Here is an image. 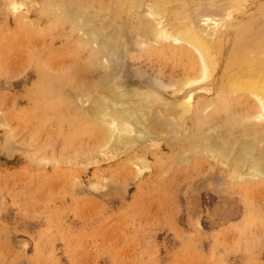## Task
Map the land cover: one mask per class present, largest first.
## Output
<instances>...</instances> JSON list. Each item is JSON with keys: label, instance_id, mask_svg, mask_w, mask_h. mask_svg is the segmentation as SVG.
Listing matches in <instances>:
<instances>
[{"label": "rangeland", "instance_id": "rangeland-1", "mask_svg": "<svg viewBox=\"0 0 264 264\" xmlns=\"http://www.w3.org/2000/svg\"><path fill=\"white\" fill-rule=\"evenodd\" d=\"M154 1L79 0V4H77L78 0L76 2L75 0H0V264H264V178L255 182L235 183V181L232 182L229 180L230 178L225 177L227 169L220 164L221 162L216 163L217 161L212 158L213 163L211 162L209 153L192 154L188 161H181L182 157L180 156L182 155H179L185 152L184 150L189 151L193 146L199 135L200 122L205 126L207 125L206 127L210 130H207L208 132L213 133L216 129L218 130L215 131L217 133L221 131L220 128H222L224 121L223 127H226L227 123L234 121V119H241V117L244 119L245 116V119H242L243 123L241 121L240 128L248 129L254 121L252 122L246 117H251V115L258 117L260 114H264V110L257 106V98L250 94L247 89L245 92V88L244 92L243 88L240 90L241 92L236 89L234 92L233 87V92L230 89V93H227L229 97L226 96L225 104H221L222 106L218 108L214 106L217 96L231 84V82L228 83L233 77L235 79L237 77L236 82H238L237 80L243 73L245 75L247 72L248 75L256 68L253 67L254 63L252 62L255 64L258 62L261 65L264 63L262 62V58H264V44L262 42L264 39L259 41L255 40L256 38L253 39L254 36L251 38L255 26L260 32L264 30L262 28L264 26V0H240L241 3L239 0H230L232 3L235 2V5L230 3L232 9L229 1L226 0L230 9L228 6L226 7L229 10L225 7L226 1H222L221 6L219 5L220 2L216 1L219 2L218 7L221 8L224 5L228 16H224L227 15L226 12L222 9L224 11L222 13L220 9L219 12L225 19L219 16L221 15L219 12L214 15L217 21L213 16L211 18L214 19L213 22L216 26L222 29L223 26L228 25L229 29L228 27L222 29L225 30V40L220 43V48H218V42L212 43L216 45L212 47L214 51L216 48L219 49H216V53L213 52V56L217 54L218 57L214 56L216 65L212 64L216 67L209 66L214 73L211 72V68L208 69L207 72L212 74L208 73L209 75L206 74V77L200 74L201 78L204 76L207 79H205L206 81H202L203 83L199 85L183 87L182 90L184 91H181L183 94L181 92L179 94L183 99L187 95L192 97V101L189 102L192 108L190 113L185 116L184 119L186 120L183 119L184 125L181 123L179 126L183 132L177 129L179 135H175L176 138L173 136L176 132L170 134L173 137L171 139L174 140L172 144L167 143L171 140L168 139L170 137L164 135L167 140L165 137L159 139L156 136L160 141L155 137L148 141L151 142L150 145L148 142L146 143L148 145L137 143L132 149H125L119 145L113 147L112 145L108 148H113L105 150V153L99 151L105 142L103 138L109 134V126L107 123L105 126L106 120L100 118L101 115L98 117L90 111L98 107V102L103 96L108 95L110 97V88L114 86V83L109 81V84L112 83L113 86L108 85V79L105 80V77H109L111 81H114V77L116 79V75L120 77L123 72L120 73L121 63L123 67L126 64L125 67L128 70L123 69L124 72L127 71L126 75L124 73V77H134L135 83H133L134 79L131 80L130 78L129 80L127 78L129 82L131 81L128 83L125 78L126 81H119L120 83L123 82V85L120 86L119 83L118 87H122L123 90L129 84V88H127L130 93L134 92L135 86L134 89L142 87L141 83L145 84L143 87L148 86L149 89H156L161 92L162 89H157L159 85L155 86L158 80H162L161 82L158 81V84L165 82L164 85L169 86L179 83L181 86L180 80L187 79L189 74L191 78L192 72L194 73L199 69L197 67L193 70L194 66L199 65L197 64L199 62L196 63L199 59L196 51L190 50L191 54L182 56L175 52L163 54L161 52L163 43H156L153 38L151 39L158 45V49H154L155 43L153 49L150 48L153 43L150 42L151 39L148 41L136 37L140 35V32H137L140 26L138 23L137 25L134 24L136 19L133 18H136L137 15L144 17L148 11L152 13V9L157 4V8L162 6L159 3L165 4L166 2L169 7L172 6L173 10L180 11V9H184L183 6H185V10H190L188 8H193L194 5L196 9H193L197 10L196 6L202 2H211L212 0H199V2L202 1L199 4H196L198 3L197 0H185L186 2L174 0L178 4L172 2L173 0ZM182 1L184 3H181L180 6L179 2ZM236 1H238L237 4ZM205 2V5L201 4L202 6L200 5L198 9L209 6L210 3ZM212 3L215 2L212 1ZM57 4L58 6H56ZM176 4L181 8L179 9L177 6L174 8L173 6ZM188 4L189 7H187ZM63 5L67 8H63ZM125 5L126 7L129 6L126 8ZM109 6H113L112 9ZM131 6L132 10L130 9ZM61 7L64 9L63 12ZM156 7L153 13L156 14L157 12V15L153 14L152 17L148 15L149 19L146 17L145 19L151 21L150 18H152L155 19L153 20L155 22L157 19L158 21L164 20L167 21V24L169 22L168 16L165 14L162 16V13L158 16L161 11L160 9L156 10ZM53 8H56L55 13ZM59 8L62 13H59ZM144 8L148 9L146 14H144ZM234 8L236 9L234 10ZM66 11L67 14L65 15ZM88 12H91L88 17L96 19V23H99L97 20L102 22V17L105 16L106 18L107 13H111L108 17L110 21L107 20L106 24L109 22L111 24L112 21L114 29L116 27L114 32L112 31L114 33L113 38L115 37L113 43L117 42V39L121 38L119 35L122 36V31L127 29L123 31V39L120 44L116 43V46L120 45L118 46L119 49L121 46L123 47L121 50L124 49V43L126 42L128 45L127 40L132 39L131 42H134L130 45L135 47L138 45L142 51L144 49L145 51L140 52L137 47L139 51L134 52L137 48L126 45L125 47L134 49V51L125 49V58L128 59L123 58V62L121 60L118 67L117 63L120 62V58L124 57L122 51L125 50L119 51L122 56H119L118 53L119 60L116 59L117 56L111 58L106 54V58L115 61L111 63L112 61L109 60L111 61L108 64L110 69L106 68L108 58H105V54L101 55L97 45L94 47L95 43L91 38L86 37L85 24L80 23L82 25L78 26L80 24L75 18ZM123 12L125 13L123 14ZM228 12H232V14ZM104 13L106 14L104 15ZM210 13L207 14L210 15ZM97 14H103L101 15L102 20ZM229 14L230 16L233 15L231 16L233 20ZM67 15H70L69 21L66 20ZM124 15L127 18L122 17ZM61 17L62 19H60ZM226 17L230 19L226 20ZM245 18L247 19L245 20ZM257 18L259 21L263 20V26L259 22H257L258 24L254 23L258 21ZM145 19L144 21H146ZM129 20H134L132 22L134 25ZM250 20L253 23H250ZM222 22L225 25L221 27ZM240 22L241 24H239ZM114 23L119 24L115 25ZM110 24L107 25L110 27L109 30H112V24ZM239 25L242 26L239 28ZM117 26H120L122 31ZM129 29L133 30L131 32L133 38L129 34ZM116 31H120V33L117 34ZM127 31L126 38L128 37V39L126 40L124 38ZM141 31L143 32L144 29ZM261 35H263L262 32ZM251 39L252 42L255 41L253 44H250L251 41L248 42ZM123 40L126 41L123 43ZM146 43L151 44V46H146ZM140 44L144 49L140 47ZM248 49L250 50L249 53L246 52L249 51ZM258 50L261 51V55L263 54L262 57L258 55L260 54ZM242 51L244 52L242 53ZM155 52L157 53L155 54ZM240 53H245V56L242 55L244 56L243 59ZM246 53L248 54L246 55ZM196 54L197 56H195ZM234 55L235 57H233ZM101 56H104L102 61ZM132 57L136 59L132 60ZM138 57L143 59L140 61L141 64L138 62L140 60ZM153 57L157 58L154 59ZM137 59L139 60L135 62ZM219 59L221 61H218ZM159 60L165 65L163 64V66ZM247 61L249 63H246ZM101 62H104L103 65ZM155 62H159L157 63L158 66ZM115 63L116 66H114ZM147 63L149 65H146ZM250 63H252L249 65L253 68H251L252 71L251 69V72L244 71V66L245 68L247 66L249 70L248 64ZM258 63L256 64L257 67L259 66ZM112 65L116 68L114 69ZM150 65L152 69H149L151 68ZM136 67H141V69ZM169 67L173 74H181L174 75L175 79H173L172 74L168 76L171 70L168 71L169 74L164 71ZM178 67L179 71L174 72L178 70ZM223 67L224 70H221ZM100 68L101 71H99ZM263 68L261 69L262 73L258 70L259 68H256L257 72H255L256 69L254 70L255 73H261L258 74L260 81L264 79ZM113 69V73L116 75L112 73L111 70ZM102 70L104 74L112 73L111 76L107 74L108 76H102L104 77L102 78L100 76L104 75L101 74ZM156 70L159 71L156 72L157 75L155 74ZM238 70L243 71V73L240 71L239 77L235 76L240 74ZM39 71L42 74L45 72L48 74L45 77L48 82L44 81L43 76L38 80L37 72ZM132 71H134V75L137 73L141 75L138 74L139 81L150 74L151 77L155 74L156 76L153 77L156 80L159 79L149 83L150 78L148 77L149 81L147 78V80L145 79L147 83L139 82L140 84L137 86L136 81L138 80L135 76L138 75L131 76ZM234 72L236 73L233 74ZM129 74L130 76H128ZM142 74L147 76L142 78ZM198 75L193 77L198 78ZM250 75L253 77L252 73ZM231 76L233 77L231 78ZM99 77L105 81L101 83ZM118 77L116 84L120 78L121 80L124 78L123 76ZM176 77L179 78L177 81ZM248 77L250 78L249 75ZM230 78L231 80H229ZM256 79L255 84H259L260 82ZM174 81L176 82L174 83ZM261 82L264 83V81ZM96 83H99L98 86H95ZM105 83L108 86L104 87ZM260 85L258 86L262 89L263 84L260 83ZM130 86H134L132 91ZM84 89L86 90L84 91ZM143 89L145 88L140 90ZM260 89L257 92H260ZM209 90L212 91L209 92ZM248 93L253 97L249 96ZM262 93H264V88L259 94L262 96ZM163 94H165L164 88ZM90 96L95 100L89 99ZM242 96L243 99L240 100ZM74 97L76 98L74 99ZM84 97L85 100H83ZM249 99L252 102H249ZM248 102L250 105L255 104L249 107ZM90 104L94 107L89 111L88 109H91ZM88 112L93 115V118L97 116L96 119L94 120L90 115H87L90 114ZM219 113L222 117L225 116L224 121L221 120ZM214 114L216 116H213ZM211 116L214 118L207 120ZM247 119L250 121L249 123ZM102 123L104 125L101 126ZM210 123L214 128L209 125ZM184 128L186 129L185 132ZM100 131L105 132V134ZM220 133H217L216 137ZM249 135L252 137L253 133L245 134V136ZM153 140H157L159 143ZM178 142L180 143L178 144ZM115 152L116 154H114ZM132 156H136V159L131 158ZM141 157L149 160L150 167L138 161Z\"/></svg>", "mask_w": 264, "mask_h": 264}, {"label": "bare ground", "instance_id": "bare-ground-1", "mask_svg": "<svg viewBox=\"0 0 264 264\" xmlns=\"http://www.w3.org/2000/svg\"><path fill=\"white\" fill-rule=\"evenodd\" d=\"M29 1V0H28ZM77 0H75V2H76ZM154 1V0H153ZM160 1H162V0H160ZM160 1H158V2H160ZM179 1H181V0H179ZM185 1V0H184ZM187 1V0H186ZM185 1V2H186ZM193 1V0H192ZM198 1V3H196V4H199L200 2H202V1H200L199 2V0H197ZM204 1V0H203ZM207 1V0H206ZM211 1V0H210ZM212 1L213 2H215V3H212ZM211 2H208V3H210L209 4V6L207 5V6H204V7H202V8H200V9H198V7H200V5L201 4H204V2H202L199 6H196L197 7V10H194V9H196V8H194L195 7V5H194V9L193 8H188V9H190V10H185V6H183L184 7V9L183 10H181L180 8L181 7H178L177 6V4H178V2L177 1H172V2H177V4L176 5H174L173 7L175 8V6H177L179 9H180V11H176V10H173L171 7V5H170V7H169V4H166V2H165V4H162V3H159V4H161L162 6L160 7V8H157L156 6H158V4L155 6L157 9L156 10H158V9H160V11H158V12H160L159 14H158V16L161 14L162 16H163V14H165V15H167L168 16V19H169V22L166 24V22L167 21H158V19L156 20L157 22H155V21H153V20H155V19H152V18H150L151 19V21L149 20H146L147 18L149 19V17H152L153 16V14H155V12L153 13V10H154V8L152 9V13L150 12V11H148V9L146 10L145 8V12H144V14H146V11H148L149 12V14H148V12H147V14H146V16H144L143 17V15H137V17L136 18H133V19H136V21H134V24H136L137 25V23L139 24V26L141 27H139V31H137V28L135 29L138 33L140 32V35L139 36H136V37H141L142 39L141 40H143V39H147L148 41L151 39V38H153L155 41H156V43H163V46H162V48H161V52H163V54H166V53H171V52H175L176 54H179V55H185V54H188V53H190V50H192V51H196V53L199 55L198 57H199V59H198V61H196V63L197 62H199V63H197V64H199V65H197L196 63V65L197 66H194L195 68H193V70L194 69H197V67L199 68L197 71H195L194 73L192 72V77L191 78H193V79H191L190 78V74H189V76L187 77V79L185 78V79H182V80H180V85L181 86H179V83H176V84H170L169 86L168 85H164V81H166V80H164L162 83L163 84H158V81L159 82H161L160 80H156L153 76L156 74H158V73H156V72H159V71H155V74L151 77L150 75L148 76L149 78H150V81H149V78L148 77H146V76H144L143 74V76H142V78L143 77H146L145 79L147 80V81H149V83L150 82H152V81H157L156 82V85H155V82H153L154 83V85L155 86H158V88L157 89H159V90H161V92H158L156 89H149L148 88V86H146L147 87V89H146V87H143L144 85L141 83H139V82H143L144 81V83H147V81L145 80V79H141L142 81H139V73H137V74H135V75H138V76H135L134 75V71H132L131 72V76H135L136 77V79L138 80V81H136L138 84H136L137 86H139V84L140 85H142V87H137V89H142V88H145V89H143L142 91L140 90H138V91H136L137 89H134L136 86L133 84V83H135L134 81H135V79H134V77L133 78H131V80L132 79H134L133 80V85L135 86H130V88H131V91H132V87H134L133 88V90H134V92L132 91L131 93H130V91H129V84L127 85V87H126V89H121V88H119L118 87V85H119V83L121 82V81H123L125 78H126V80H127V78L130 80V78L129 77H127V76H125L124 77V73H125V75H126V72L128 71L127 69H126V67H125V65L126 64H124V67H123V64L121 63V60H122V62H123V58H125L126 56H125V54L126 53H124V52H126V50L128 49H130V47H134L135 49L138 47V45H136V47L135 46H132V45H130V44H132L133 42H131L132 41V39H129V40H127L128 39V37L126 38V34L128 33V31L125 33V38L124 39H126L127 40V43H128V45H130V47L129 48H127L128 47V45L126 44V42L124 43V41H126V40H123V43H124V49H122V50H125V51H122L121 50V47H120V49H119V47L118 46H120L119 44H120V41L123 39V31H125V30H127V29H125V27H124V29L125 30H121L118 26V28L120 29V31H122V36H121V34L119 35L121 38H116L117 39V42L119 43L118 44V46H116V41L113 43V41H114V39H115V37L113 38V34L114 33H112V31L113 30H115L116 29V27H115V29H114V26H113V24H112V21H111V24H112V30L110 31L109 30V28L110 27H108V25L107 24H110V22L109 23H107L106 24V22H108V21H110L109 19H108V17H109V15L111 14H109V13H107L108 14V16H106V18H105V16H104V18L101 16V15H103V14H101V15H99V14H97V16L99 15L100 17V20H102L103 19V21L101 22V21H98L97 20V22H99V23H96V19H93V18H90V17H88L89 16V14H91V12L89 13H85V14H83V15H81V14H79V15H81V16H78V17H75L76 18V20L79 22V24L80 23H82V24H85V26H86V37L87 38H91L93 41H94V47H95V45H97L98 47H99V52L101 53V55H103V54H105V58H106V54H107V56H109V57H116L117 55H118V53H119V51L121 52L122 51V54H123V56L124 57H122L121 56V53H119V56H121L122 57V59L120 58V60H119V56H117L116 57V59L117 60H119L120 62H118L117 60H116V63H117V66L119 67V64H120V68H121V70H120V73H121V71H123L121 74L122 75H120V77H124V78H122V80H121V78L120 77H118L115 73H113L114 72V69L116 68V67H114V66H116V63H115V65L113 66L114 67V69L113 70H111L112 71V73L113 74H115L116 75V79H117V77L118 78H120V80H118L117 82V84H116V79H115V77L114 76H112V77H114L113 79H114V81H111L110 80V78L109 77H105V76H108V75H110L111 76V74H108V72H109V67H108V64H109V62H111V63H114L113 62V60L112 59H110V58H106L107 60L106 61H108V63H107V66H106V68H109V69H107L108 70V72L107 71H105V72H107L106 74H104L103 72V70H105L104 69V67L103 66H101V68L103 67V70H102V72H101V74H104V75H100L101 77L102 76H104L105 77V80H106V78L108 79V85H112L113 86V84L112 83H114V86L113 87H111L110 88V93H111V95H110V97L107 95V96H103V98L101 99V100H99V102H98V107H96L94 110H92V108L94 107H92V105L90 104L89 106H91V109H88L89 111L90 110H92V111H90V112H93V114L95 113L96 115H98V117L100 116V118L102 117L103 119H105L106 120V122H105V126H106V123L108 124V126H109V132H108V129L106 130L109 134H108V136H106V138H103V137H101V138H103V140L105 139V142H104V145L101 147V148H99L98 150L99 151H102V152H104L105 150L107 151V149L109 150V149H112L114 146H122V147H125V149H132L135 145H137V143H143V144H146L148 141H151V139H153V138H155L156 136L157 137H159V139H161L162 137H165V136H169L170 138H168V139H173V137H172V135L170 136V134H172V133H174V132H176V133H174V135L173 136H177V131H181L182 130V132H183V129H179V126L181 125V123H183V125H184V120H186V119H184L185 118V116H187L189 113H190V111H191V104H189V102H191L192 100V97H188L189 95H187V97L185 98V99H183L182 97H181V95L179 96V94H181L182 92L181 91H184V90H182L183 89V87H187V86H191V85H193V86H195V85H199L200 83H203L202 81H204L206 78V74L207 75H209L208 73H210V72H207V70L208 69H210L211 67H209L210 65H212V64H215L214 62H215V59H214V56H216V55H214L213 56V52H215L216 53V49H218V48H220V43H222V42H224V40H225V30H222L223 28H226V27H228V25L226 26V27H222V25H225L223 22H222V24H221V27H222V29L219 27V26H216L215 24H214V22H213V20H212V16H213V18H215L216 19V21H217V18H216V16H214V15H216V12H219V10L220 11H222V9H224V5L220 8V7H218L219 5L221 6V4H223V2L222 1H226V0H218L219 2H220V4H219V2L217 3L216 1L217 0H212ZM229 1V2H228ZM228 1H226L224 4H225V7L226 6H228V3H229V5L231 6V4L232 5H235V2H230V0H228ZM231 1H233V0H231ZM10 2V1H9ZM15 2V1H14ZM155 2V1H154ZM190 2V1H189ZM207 2H205V3H207ZM222 2V3H221ZM228 2V3H227ZM237 2L238 1H236V4H237ZM239 2L241 3V1L239 0ZM31 3V2H30ZM61 3V2H60ZM60 3H58L59 5H61ZM65 3H67V2H65ZM70 3H72V2H70ZM81 3V2H80ZM150 3V2H149ZM148 3V4H149ZM169 3V2H168ZM181 3H184L183 1L182 2H179V5L181 6ZM207 3V4H208ZM216 3H217V5H216ZM231 3V4H230ZM32 4V3H31ZM56 4V3H55ZM58 4L56 5V6H58ZM63 4V3H62ZM77 4H79V0H78V3ZM83 4V3H82ZM154 4V3H153ZM153 4H151L152 6H153ZM170 4H171V1H170ZM175 4V3H174ZM192 4V3H191ZM219 4V5H218ZM239 4V3H238ZM264 4V3H263ZM68 5H70V4H68ZM81 5V4H80ZM79 5V6H80ZM185 5V4H184ZM205 5V4H204ZM262 5V4H261ZM36 6V5H35ZM53 6V5H52ZM64 6V5H63ZM86 6V5H85ZM88 6V5H87ZM129 6V5H128ZM127 6V7H128ZM132 6H134L133 4H132ZM132 6H131V10H132ZM140 6V5H139ZM150 6V5H149ZM202 6V5H201ZM109 7H111V6H109ZM113 7V6H112ZM112 7L110 8V9H112ZM125 7H126V5H125ZM126 7V8H127ZM137 7V6H136ZM145 7H147V6H145ZM187 7H189V4H188V6ZM229 7V6H228ZM228 7H226V9L227 10H229L230 9V7H229V9H228ZM236 7V6H235ZM262 7V6H261ZM10 8V7H9ZM8 8V9H9ZM63 8H67L66 6H64ZM62 7H61V10H62V12H63V9ZM82 8V7H81ZM96 8V7H95ZM124 8V7H123ZM143 8V7H142ZM148 8V7H147ZM219 8V9H218ZM264 8V7H263ZM262 8V9H263ZM11 9V8H10ZM31 9V8H30ZM54 9V8H53ZM52 9V10H53ZM58 9V8H57ZM71 9H73V8H71ZM84 9V8H83ZM100 9H102V8H100ZM110 9H109V12H110ZM143 9V10H144ZM192 9V10H191ZM226 9H224V11L226 10ZM231 9H232V6H231ZM236 8H234V10H235ZM238 9V8H237ZM261 9V10H262ZM52 10H50V11H52ZM55 10H56V8L54 9V13H55ZM68 10V9H67ZM75 10H78L77 8H75ZM75 10H74V12H75ZM136 10V9H135ZM172 10H173V14H172ZM15 11V10H14ZM49 11V12H50ZM69 12H70V10H68ZM81 11V10H80ZM80 11H79V13H80ZM124 11H126V10H124ZM174 11H176L175 13H174ZM224 11H222V13L224 12ZM233 11V10H232ZM27 12V11H26ZM61 11H60V8H59V13H60ZM61 12V13H62ZM65 12V11H64ZM74 12H72L73 13V15H74ZM76 12H78V11H76ZM83 12V11H82ZM81 12V13H82ZM85 12V11H84ZM94 12H96V11H94ZM132 12V11H131ZM136 12V11H135ZM210 12H213V13H210ZM226 12V11H225ZM2 13V12H1ZM57 13H58V11H57ZM71 13V14H72ZM98 13V12H97ZM125 12H123V14H124ZM134 13V12H133ZM133 13L131 14V18H132V15H133ZM140 13V12H139ZM207 13H210V15L209 14H207ZM228 13H230V12H228ZM233 13H235V12H233ZM256 13H258V12H256ZM261 13H263V11H261ZM5 14V13H4ZM64 14V13H63ZM67 14V11H66V13H65V15ZM88 14V15H87ZM106 13H104V15H105ZM136 14H138L137 12H136ZM135 14V15H136ZM143 14V13H142ZM213 14V15H212ZM219 14H221V12H219ZM218 14V15H219ZM225 14H227V12L225 13ZM230 14H232V12L230 13ZM230 14H229V17L230 18H232V20H233V17H231V16H233V15H231L230 16ZM264 14V13H263ZM62 15V14H61ZM60 15V16H61ZM76 15H77V13H76ZM85 15H87V16H85ZM129 15V14H128ZM148 15H149V17H148ZM155 15H157V12H156V14ZM154 15V16H155ZM63 16V15H62ZM157 16V17H158ZM162 16H160V17H162ZM166 16V17H167ZM219 16H222V14L221 15H219ZM224 16H228V14L227 15H224ZM224 16H222V17H224ZM243 16V15H242ZM68 17H70V15L68 16H66V20H68L69 21V18ZM71 17H72V15H71ZM101 17H102V19H101ZM122 17H126L125 15L124 16H122ZM134 17V16H133ZM145 17H146V19H145ZM157 17H154V18H157ZM159 17V18H160ZM228 17V19H230ZM262 17H263V15H262ZM74 18V17H73ZM78 18V19H77ZM127 18V17H126ZM126 18H124V19H126ZM146 20V21H144V19ZM164 18V17H163ZM163 18H160V19H163ZM219 18V17H218ZM221 18V17H220ZM60 19H62V17L60 18ZM64 19V18H63ZM71 19V18H70ZM104 19H106V20H104ZM122 19V18H121ZM159 19V20H160ZM165 19V18H164ZM224 19H225V17H224ZM227 19V17H226V20H228ZM236 19V18H235ZM247 18H245V20H246ZM253 19V18H252ZM258 19V18H257ZM256 19V20H257ZM260 19H262V18H260ZM72 21H73V19H71ZM108 20V21H107ZM113 20V19H112ZM220 20V19H219ZM223 20V19H222ZM231 20V21H232ZM254 20V19H253ZM130 21V20H129ZM132 20L130 21L131 23L133 22ZM148 21V22H147ZM153 21V22H152ZM223 21H225V20H223ZM248 21V20H247ZM247 21H245V22H247ZM261 21V20H260ZM259 21V19H258V21H255L254 23H256V24H258L257 22H259V24H261L262 25V21L260 22ZM74 22H75V20H74ZM114 22V21H113ZM124 22V21H123ZM136 22V23H135ZM219 22V21H218ZM221 22V21H220ZM233 22V21H232ZM242 22V21H241ZM241 22L239 23V24H241ZM250 23L252 22L253 23V21H249ZM71 23V22H70ZM217 23V22H216ZM226 23L227 24H229L230 23V20H229V23H228V21H226ZM29 24V23H28ZM72 24H73V22H72ZM82 24H80V25H78V26H81ZM110 24V25H111ZM115 25L117 24V23H114ZM119 24V23H118ZM117 24V25H118ZM126 24V23H125ZM124 24V25H125ZM133 24V23H132ZM131 24V25H132ZM133 24V25H134ZM238 24V23H237ZM255 24V25H256ZM65 25V24H64ZM107 25V26H106ZM131 25H130V28H131ZM133 25H132V27H133ZM218 25H219V23H218ZM251 25V24H250ZM264 25V24H263ZM262 25V26H263ZM34 26V25H33ZM72 26H74V25H72ZM240 26H242V25H239V28H240ZM248 26V25H247ZM261 26V27H262ZM108 27V28H107ZM136 27V26H135ZM236 27H237V25H236ZM256 27V26H255ZM254 27V29L256 30H254V33H253V35H251V38L254 36V38L253 39H255V40H263L264 39V37H261V36H264V30H262L261 29V27H260V29L262 30L261 32H262V34L263 35H261L260 36V34H261V32H260V30L259 29H257V28H255ZM257 27H258V25H257ZM80 28V27H79ZM247 28V27H246ZM245 28V29H246ZM259 28V27H258ZM263 29H264V26L262 27ZM119 29H117V30H119ZM132 29V28H131ZM141 29H144V31L142 32L141 31ZM228 29H229V27H228ZM78 31H79V29H78ZM78 31H76V32H78ZM120 31L118 32V31H116L117 32V34H119L120 33ZM133 30H130L129 29V34H130V36H131V32H132ZM136 31H135V33H136ZM243 31H244V27H243ZM75 32V33H76ZM114 32V31H113ZM115 32V33H116ZM230 32H233V31H230ZM134 33V32H133ZM79 34V33H78ZM117 34H115V36L116 37H118V35ZM129 34H128V36H129ZM230 34V33H229ZM228 34V35H229ZM232 34V33H231ZM245 34V33H244ZM243 34V35H244ZM255 34V35H254ZM247 35V34H246ZM248 35H249V33H248ZM130 36H129V38H130ZM245 36V35H244ZM250 36V35H249ZM248 36V37H249ZM230 37V36H229ZM238 37V36H237ZM261 37V38H260ZM131 38H133L132 36H131ZM240 38H241V36H240ZM120 39V40H119ZM136 39V38H135ZM227 39V38H226ZM236 39V38H235ZM238 39H239V37H238ZM249 39H250V37H249ZM91 40V41H92ZM137 40V39H136ZM141 40H140V43H141ZM90 41V42H91ZM137 41H139V40H137ZM148 41H146V42H148ZM153 42V40L151 39L150 40V42ZM155 41L152 43V46H151V44H149V43H146V46H148V45H150L149 47L150 48H152V47H154L155 46V48L154 49H158V45L155 43ZM233 41V40H232ZM238 41V40H237ZM237 41H236V43H237ZM252 42V39L251 40H249L248 42ZM254 41V40H253ZM131 42V43H130ZM214 42H218L219 44H218V48H216L215 49V51H214V48L212 49V47H214V46H216L215 44H212V43H214ZM239 43H240V41H238ZM242 42H243V40H242ZM250 42V44H253L254 42H252L251 43ZM145 43V42H144ZM156 44V45H154L153 46V44ZM256 43H257V41H256ZM259 43V42H258ZM263 44H264V42H262ZM248 44V45H247ZM246 45L247 46H249V43H247ZM121 45H122V42H121ZM127 45V47H125ZM133 45H135V44H133ZM141 45V44H140ZM139 45V46H140ZM144 45V44H143ZM213 45V46H212ZM257 45V44H256ZM85 46V45H84ZM233 46V45H232ZM245 46V45H244ZM247 46H245V47H247ZM140 47H142V49H144L143 48V46L141 45ZM253 47H254V45H253ZM252 47V48H253ZM87 48V47H86ZM97 48V47H96ZM117 48V49H116ZM123 48V47H122ZM131 48V49H132ZM139 48V47H138ZM137 48V50H135L134 51V49H132L134 52H136V51H139V49ZM230 49H231V47H229ZM248 48V47H247ZM119 49V50H118ZM131 49H130V51H131ZM153 49V48H152ZM194 49V50H193ZM223 49H224V47H223ZM250 49V48H249ZM248 49V50H249ZM261 49V48H260ZM118 50V51H117ZM149 50V49H148ZM219 50V49H218ZM262 51H263V49H261ZM130 51H127L128 53L130 52ZM142 50L140 49V52H141ZM143 51H145V49L143 50ZM142 51V52H143ZM155 51V50H154ZM259 51V50H258ZM158 52V51H157ZM157 52H155V54L157 53ZM244 51H242V53H243ZM246 52H250V50L249 51H246ZM264 52V51H263ZM174 53V55H176ZM248 53H246V55L248 54ZM259 53L260 54H258V55H261V51H259ZM139 54V53H138ZM137 54V56H139ZM162 54V53H161ZM191 54V53H190ZM197 54L195 55V56H197ZM241 54V53H240ZM240 54L238 55L239 56V58H240ZM264 54V53H263ZM262 54V55H263ZM159 55V54H158ZM225 55V54H224ZM242 55H244L245 56V53L244 54H241V56ZM253 55V54H252ZM256 55V54H255ZM262 55H261V57H262ZM136 56V57H137ZM152 56V55H151ZM162 56V55H161ZM167 57H168V55H166ZM170 56H172V57H174L173 55H170ZM244 56H242V59L244 58ZM264 56V55H263ZM102 57H104V56H101V61H102ZM114 57V58H115ZM166 57V58H167ZM217 57V56H216ZM233 57H235V55L233 56ZM249 57H250V55H249ZM256 57V56H255ZM258 57H260V56H258ZM257 57V58H258ZM135 58V57H134ZM133 57H132V60L134 59ZM139 59H137L135 62H137L138 60V62H139V64H141V60H143V59H141V57H138ZM145 58V57H144ZM154 58V57H153ZM155 58H157V57H155ZM154 58V59H155ZM165 58V57H164ZM170 58V57H169ZM183 58V57H182ZM218 58V57H217ZM251 58H252V56H251ZM250 58V60L252 61V59ZM256 58V59H257ZM126 59H128V58H125V60ZM136 59V58H135ZM134 59V60H135ZM146 59V58H145ZM173 59V58H172ZM195 59V58H194ZM227 59V58H226ZM235 59V58H234ZM263 59L264 58H262V62H264L263 61ZM78 60V59H77ZM109 60H111V61H109ZM132 60H131V62H132ZM169 60V59H168ZM167 60V61H168ZM174 60V59H173ZM179 60V59H178ZM184 60V59H183ZM190 60V59H189ZM217 60V59H216ZM233 60V59H232ZM247 60H249V59H247ZM249 60V61H250ZM259 60H260V58H259ZM153 61H155V60H153ZM218 61H221L220 59L218 60ZM236 61V60H235ZM256 61V60H255ZM152 61H151V59H150V63H151ZM159 62H162L161 60H159ZM159 62H155L156 63V65L158 66V64L157 63H159ZM169 62V61H168ZM174 62H176V61H174ZM181 62V61H180ZM183 62V61H182ZM187 62V61H186ZM260 62V61H259ZM261 62V63H262ZM102 63H104V62H101V64ZM173 63V62H172ZM187 63H190V62H187ZM216 63L218 64V62L216 61ZM246 63H249L248 61L246 62ZM252 63H254V66L253 67H256L259 71H261V69L263 68V66H264V63H262V65L260 64V63H258V65L261 67L262 66V68L260 69V67L258 66L257 67V63L255 64V62H252ZM252 63H250V64H248V66L249 65H251ZM162 65L164 64V62H162L161 63ZM192 64H194V62H192ZM192 64H190V65H192ZM225 64H226V62H225ZM103 65V64H102ZM111 65V64H110ZM131 65V64H130ZM134 65V64H133ZM146 65H149L148 63L146 64ZM145 65V66H146ZM153 65V64H152ZM161 65V66H162ZM165 65V64H164ZM163 65V66H164ZM169 65H170V63H169ZM175 65H176V63H175ZM216 65V64H215ZM215 65H212V66H215ZM247 65V64H246ZM256 65V66H255ZM111 66V67H112ZM138 66V65H137ZM143 67H144V65H142ZM141 66V67H142ZM151 66V65H150ZM154 66V65H153ZM157 66H156V68H157ZM174 66V65H173ZM178 66H180L179 65V63H178ZM186 66V65H185ZM218 66H219V64H218ZM241 66H242V64H241ZM123 67V68H122ZM129 67V66H128ZM141 67H138V68H140L141 69ZM149 67V66H148ZM175 67V66H174ZM188 67V66H187ZM186 67V68H187ZM216 67V66H215ZM232 67V66H231ZM250 67V66H249ZM101 68H100V70L99 71H101ZM130 68V67H129ZM137 68V67H136ZM137 68V69H138ZM145 68V67H144ZM161 68V67H160ZM173 68V67H172ZM185 68V69H186ZM225 68H226V66H225ZM244 69V71H250V69L252 68V67H250L249 68V70H248V68H247V66H246V68H245V66L243 67ZM256 68H252L253 69V72H251L252 71V69H251V73L253 74V77H251L252 75H250V74H248L249 76H250V78L248 77V75H247V72L245 73V75H244V73H243V71L242 70H238V73H240V71H241V73H243L242 75H241V73L240 74H236L235 76H238L240 79H238L237 81L238 82H236V79H237V77H236V79H235V77H233V76H231V78H232V80H231V78L229 79V80H231V81H229V83L228 84H230V82H231V84L230 85H228L227 87H226V89H224L218 96H217V98H216V100H215V104H214V106H216L217 108L218 107H221L222 105L221 104H225V101H226V96H227V93L230 91V89H231V92H233V87H234V90L236 89V90H238V91H240V90H242V88H243V92H244V88H245V92H246V89H247V91H250L249 93L250 94H252V95H254L256 98H257V101L256 102H258L257 104V106H258V108L260 107V109H262V110H264V93H262V96H261V94H259L260 92H261V90H263V88H264V83L263 82H261V81H264V79L263 80H258V76L262 73V71H261V73H255V72H257L258 70L256 69ZM126 69L127 71H125L124 72V70ZM139 69V70H140ZM146 69V68H145ZM149 69H152V66H151V68H149ZM148 69V70H149ZM158 69V68H157ZM174 69V68H173ZM216 70H217V68H215ZM245 69H247V70H245ZM256 69V70H255ZM95 70V69H94ZM144 70V69H143ZM162 70V69H161ZM169 70H171L170 69V67L167 69V70H164V71H166L167 73H168V71ZM200 70V71H199ZM211 70V72H213L214 73V71H212V68L210 69ZM221 70H224V67H223V69H221ZM254 70H255V72H254ZM263 70H264V68H263ZM63 71V70H62ZM147 71V70H146ZM151 71V70H150ZM149 71V72H150ZM153 71V70H152ZM172 71V70H171ZM171 71H169L170 72V74L168 75V76H170L171 74V77L172 76H174L175 74H173V71H172V73H171ZM178 72L179 71V67H178V70H175L174 72ZM199 71V72H198ZM209 71V70H208ZM116 72V71H115ZM140 72H141V70H140ZM142 72H144V71H142ZM190 72H191V70H190ZM189 72V73H190ZM198 72V73H197ZM237 72V71H236ZM236 72H234L233 74H235ZM264 72V71H263ZM110 73V72H109ZM117 73H119V72H117ZM165 73V72H164ZM163 73V74H164ZM254 73H255V75L257 74V79H256V77H255V75H254ZM18 74V73H17ZM108 74V75H107ZM178 74H181V73H178ZM178 74L177 75H175V76H178ZM184 74V73H183ZM182 74V75H183ZM194 74V75H193ZM196 74L198 75V78L196 79L195 77H193V76H196ZM203 74L204 76L201 78V75ZM210 74H212V73H210ZM222 74H223V72H222ZM259 74V75H258ZM119 75V74H118ZM155 75V76H156ZM262 75H264V73L262 74ZM128 76H130V74L128 75ZM141 76V75H140ZM159 76V75H158ZM164 76H165V74H164ZM163 76V77H164ZM175 76H174V78L173 79H175ZM187 76V75H186ZM199 76H200V78H199ZM210 76H212V75H210ZM221 76V75H220ZM99 77V81H101V83L102 82H104L105 80H103L102 78H104V77ZM111 77V78H112ZM161 77V76H160ZM208 77V79H209V76H207ZM245 77H247L246 78V80H245ZM255 77V78H254ZM78 78V77H77ZM179 78H180V76H179ZM179 78H177L176 77V81H177V79H179ZM195 78V79H194ZM229 78V77H228ZM243 78V79H242ZM249 78V79H248ZM262 78V77H261ZM83 79H84V77H83ZM94 79V78H93ZM96 79V78H95ZM98 79V78H97ZM151 79H153V80H151ZM161 79V78H160ZM166 79H167V77H166ZM171 79V78H170ZM220 79V78H219ZM252 79H254L253 81H252ZM255 79H256V81L258 80V82H260L261 84H263L262 86H263V88L262 89H260V87L258 86V85H260V83L258 84L257 82V84H255ZM260 79V78H259ZM79 80V79H78ZM77 80V81H78ZM88 80V79H87ZM103 80V81H102ZM126 80H124V81H126ZM207 80V79H206ZM205 80V81H206ZM235 80V81H234ZM241 82H240V81ZM94 81V80H93ZM92 81V82H93ZM109 81L110 82H112V83H110L109 84ZM120 81V82H119ZM128 81V80H127ZM176 81H174V83L176 82ZM218 81V80H217ZM227 81V80H226ZM74 82V81H73ZM94 82H96V81H94ZM131 82V81H130ZM129 81H128V83H130ZM84 83V82H83ZM106 83H107V81H106ZM104 84V87L107 85V84ZM126 84H127V82H125ZM124 83V84H125ZM214 83V82H213ZM226 83V82H225ZM94 84V83H93ZM97 84H99V83H96L95 84V86H98ZM115 84H116V86H115ZM131 84V85H132ZM178 84V85H177ZM209 84V83H208ZM59 85V84H58ZM91 85V84H90ZM102 86H103V84H101ZM107 85V86H108ZM121 85H123V82L122 83H120V86ZM147 85V84H146ZM212 85V84H211ZM152 86H153V84H152ZM261 86V85H260ZM74 87H76V86H74ZM100 87V86H99ZM98 87V88H99ZM258 87H259V89H260V92L258 93L257 92V90H259L258 89ZM102 88V87H101ZM163 88H164V90H165V94H163ZM168 90H167V89ZM203 88H205V87H203ZM106 89V88H105ZM127 89H128V91H127ZM194 89V88H193ZM192 89V90H193ZM208 89V88H207ZM86 89H84V91H85ZM89 90V89H88ZM93 90H94V88H93ZM104 90V89H103ZM127 92H126V91ZM205 90V89H204ZM236 90L234 91V92H236ZM83 91V92H84ZM102 91V90H101ZM208 91V90H207ZM206 91V92H207ZM210 91H212V90H209V92ZM237 91V93H239ZM253 91V92H252ZM88 92V91H87ZM103 92V91H102ZM101 92V93H102ZM181 92V93H180ZM193 92V91H192ZM191 92V93H192ZM197 92V91H196ZM208 92V93H209ZM241 92V91H240ZM75 93V92H74ZM89 93H91V92H89ZM88 93V94H89ZM107 93H109V92H107ZM188 93H190V92H188ZM212 93V92H211ZM230 93V92H229ZM248 93V94H249ZM87 94V93H86ZM96 94V93H95ZM99 94V93H98ZM183 94V93H182ZM186 94V93H185ZM233 94V93H232ZM235 94V93H234ZM233 94V95H234ZM240 94V93H239ZM247 94V93H246ZM245 94V95H246ZM249 94V96H251ZM85 95V94H84ZM91 95V94H90ZM231 95V94H230ZM240 95H242V93L240 94ZM86 96V95H85ZM92 96V95H91ZM90 96V97H91ZM98 96H100V95H98ZM177 96V97H176ZM179 96V97H178ZM191 96V95H190ZM216 96V95H215ZM232 96V95H231ZM203 97V96H202ZM227 97H229V95L227 96ZM251 97H253V96H251ZM76 97H74V99H75ZM82 98V97H81ZM93 97H91V98H89V99H92ZM96 98V97H95ZM197 98H200V97H197ZM206 98V97H205ZM98 99V98H97ZM243 99V96H242V98L240 99V100H242ZM246 99V98H245ZM255 99V98H254ZM78 101H79V99H77ZM83 100H85V97H84V99ZM92 100H95V99H92ZM191 100V101H190ZM195 100V99H194ZM250 101L249 102H252L251 101V99H249ZM213 101V100H212ZM82 102V101H81ZM80 102V103H81ZM86 102H87V99H86ZM91 102V101H90ZM93 103H94V101H92ZM241 102V101H240ZM249 102H248V104H249ZM89 103V102H88ZM92 103V104H93ZM213 103V102H212ZM194 104V103H193ZM239 104V103H238ZM255 104V103H254ZM254 104H252V105H254ZM213 105V104H212ZM250 105V104H249ZM252 105H250L249 107H251ZM194 106V105H193ZM204 106V105H203ZM202 106V107H203ZM209 106H211V105H209ZM80 107H82V106H80ZM196 107V106H195ZM235 108V107H234ZM257 108V109H258ZM83 109V108H82ZM195 109V108H194ZM211 109H212V107H211ZM256 109V110H257ZM96 110V111H95ZM84 111V110H83ZM205 111V110H204ZM207 111V110H206ZM208 111H209V109H208ZM90 112H88V113H90ZM253 112V111H252ZM1 114V113H0ZM80 114V113H79ZM235 114V113H234ZM253 114H255L254 112H253ZM87 115H90L91 116V118L92 119H96V117H92L93 115H91V113L90 114H87ZM191 115V114H190ZM204 115V114H203ZM236 115V114H235ZM79 116V115H78ZM95 116V115H94ZM213 116H216L215 114L213 115ZM219 116L221 117V120H225V116H221V113H219ZM264 114H260L258 117L257 116H254V115H251V117L250 116H248V117H246V118H248L250 121H254V123H253V125L251 126V127H249L248 129H241L240 128V125H241V121H242V119H243V117H241V119H234V121H232V122H229V123H227V125H226V127H223V125H225V121H224V123H222V121H221V123H222V128H220V130L221 131H219V132H217L218 134L220 133V135H217V137H216V132L215 131H218V130H216L215 129V131L214 130H211V131H214L213 133H215L214 135H215V137H216V139H215V137H214V135H213V133H211V132H208V131H210L205 125H203L201 122H200V124H199V135H198V137L196 138V140H195V142L193 143V146L189 149V151H187V150H184L185 152H183L182 154H179V155H182V156H180V157H182V159H180L181 161H188V158H190L191 157V155L192 154H197V153H209L210 154V159L212 158V159H214L215 161H217L216 163H220L222 166H224L226 169H227V175L225 176V177H227L230 181H232V182H234L235 181V183L236 182H255V181H257L258 179H261V178H264V132H263V130H264ZM76 117V116H75ZM250 117V118H249ZM212 118H214V117H212L211 116V118L210 119H207V120H211ZM224 118V119H223ZM184 119V120H183ZM230 120H231V117L229 118ZM244 119H245V116H244ZM243 119V120H244ZM248 119H247V121H248ZM94 120H93V122H94ZM183 120V121H182ZM207 120H205L206 122H207ZM218 120V119H217ZM246 121V120H245ZM250 121H248V123L250 122ZM100 122V121H99ZM104 122V121H103ZM205 122V123H206ZM97 123V122H96ZM204 123V124H205ZM216 123V122H215ZM219 123V122H218ZM220 123V124H221ZM242 123H243V121H242ZM244 124H246V123H244ZM251 124V123H250ZM102 125H104L103 123L101 124V126ZM186 125V124H185ZM210 126L212 125V123H210L209 124ZM208 125V126H209ZM209 126V127H210ZM212 127H213V125H212ZM107 128V127H106ZM105 128V129H106ZM190 128V127H189ZM189 128H188V130H189ZM207 128V129H206ZM214 128V127H213ZM213 128H211V129H213ZM219 128V127H218ZM97 129H98V127H97ZM101 129V128H100ZM177 129H179V130H177ZM49 130V129H48ZM99 130V129H98ZM97 130V131H98ZM177 130V131H176ZM185 128H184V132H185ZM208 130V131H207ZM262 130V131H261ZM101 132V131H100ZM249 132H252L253 133V135H252V137H251V135H249V136H245V134L246 133H249ZM101 133H103V131L101 132ZM188 133V131L186 132V134ZM103 134H105V132L103 133ZM165 135V136H164ZM179 135V134H178ZM213 135V136H212ZM240 135V136H239ZM248 135V134H247ZM176 136H175V138H176ZM187 136V135H186ZM218 136H219V138H218ZM104 137H105V135H104ZM155 138V139H157V140H159L158 138ZM161 137V138H160ZM167 137H165V139L167 138ZM181 138H183V137H181ZM169 140L167 143L169 144H172L173 142H174V140ZM211 139V140H210ZM218 139V140H217ZM102 140V141H103ZM157 140H153V141H156V142H158ZM167 140V139H166ZM4 141H5V139H4ZM160 141V140H159ZM181 142H182V140H181ZM9 143V142H8ZM149 143V142H148ZM159 143V142H158ZM180 142H178V144H179ZM10 144V143H9ZM151 144V142L149 143V145ZM97 145V144H96ZM99 145V144H98ZM101 145V144H100ZM113 145V147L112 148H108V147H111ZM146 145H148V144H146ZM152 146H154V145H152ZM99 147V146H98ZM116 148H118V147H116ZM173 148V147H172ZM18 150V149H17ZM98 151V152H99ZM115 151V150H114ZM110 152H111V150H110ZM112 152H113V150H112ZM182 152V151H181ZM105 153V152H104ZM148 153V152H147ZM114 154H116V152L114 153ZM9 155V154H8ZM91 155V154H90ZM111 155V154H110ZM122 155V154H121ZM11 156V155H10ZM96 156V155H95ZM101 157V156H100ZM115 157V156H114ZM118 157V156H117ZM93 158H95V157H93ZM131 158H134V159H136V156H132ZM90 159V158H89ZM107 159V158H106ZM115 159V158H114ZM178 159V160H179ZM204 159V158H203ZM207 159V158H206ZM212 159H211V162H212ZM208 160V159H207ZM95 161V160H94ZM136 161V160H135ZM140 163H143V164H146V165H148L149 166V160L148 159H143V157H141V158H139V160H138ZM209 162V161H208ZM86 163H87V161H86ZM132 163H134V162H132ZM210 163V162H209ZM213 163V162H212ZM92 164V163H91ZM135 164H136V162H135ZM164 164V163H163ZM173 164V163H172ZM218 165V164H217ZM221 165H219V166H221ZM150 167V166H149ZM164 173V172H163ZM164 175H165V173H164ZM163 176V175H162Z\"/></svg>", "mask_w": 264, "mask_h": 264}, {"label": "crops", "instance_id": "crops-1", "mask_svg": "<svg viewBox=\"0 0 264 264\" xmlns=\"http://www.w3.org/2000/svg\"><path fill=\"white\" fill-rule=\"evenodd\" d=\"M48 74H46V72L45 73H40V71L39 72H37V76H38V80L41 78V76H43V79H44V81L46 80L45 79V77L47 76ZM47 82H48V80H46ZM46 84V83H45ZM46 86V85H45Z\"/></svg>", "mask_w": 264, "mask_h": 264}]
</instances>
